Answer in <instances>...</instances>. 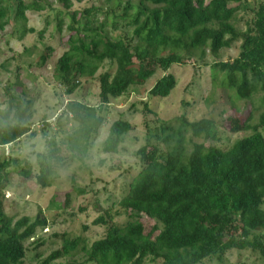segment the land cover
Here are the masks:
<instances>
[{
	"label": "trees",
	"instance_id": "trees-1",
	"mask_svg": "<svg viewBox=\"0 0 264 264\" xmlns=\"http://www.w3.org/2000/svg\"><path fill=\"white\" fill-rule=\"evenodd\" d=\"M53 1L59 8L53 9L48 0H0V33L11 27V35L18 34L19 41L36 35L44 48L35 64L41 69L54 49L43 43V30L26 26V13H54L58 35L66 15L70 21L66 27L68 50L55 63L66 95L76 92L80 79H93L104 64L114 69L98 76L96 106L70 101L56 116L58 128L65 118L74 129L61 141L67 155L61 153L54 137L46 141L47 151L36 155L34 180L39 188L51 185L58 168L74 161L83 163L106 123L111 101L127 99L133 87L145 86L157 71L162 76L148 95L166 99L177 85L172 67L192 66L197 71L200 64L207 66V51L216 58L237 43L234 59L215 62L210 68L213 83L218 73L222 88L252 106L244 119L236 115L224 119L226 131L251 134L223 148L216 121H190L188 103L181 101L182 114L171 124L158 119L148 103L141 101L144 144L134 154L140 169L119 201L106 210L94 205L103 215L92 224L105 228L103 237L88 245L81 237L55 234L61 240L60 248L38 264L78 255L81 260L64 264H221L229 254L245 252L257 255L263 263L264 0H98L102 7L79 12L71 9L82 0ZM256 95L260 96L259 108L252 105ZM19 107L11 106L14 113L0 117V150L20 144L26 136V140L36 136L29 134L27 107ZM257 110L261 113L252 123ZM149 115L156 119L153 127L145 119ZM41 125L47 138L49 123L44 120ZM132 130L129 122L114 121L102 144L103 153L117 154ZM19 164L18 159L0 153V264H24L25 244L34 239L37 230L50 225L41 213L34 219L16 221L6 215L4 194L10 185V169L26 180L32 177L31 165L27 161L23 167ZM72 182L75 184L74 179ZM74 190L78 196L85 195L84 189ZM65 197L68 203L70 195ZM123 217L124 224L118 225L115 220ZM144 219L153 224L148 232ZM32 242L35 250L45 243L42 239Z\"/></svg>",
	"mask_w": 264,
	"mask_h": 264
},
{
	"label": "rangeland",
	"instance_id": "rangeland-1",
	"mask_svg": "<svg viewBox=\"0 0 264 264\" xmlns=\"http://www.w3.org/2000/svg\"><path fill=\"white\" fill-rule=\"evenodd\" d=\"M48 1L53 9L59 8L53 0ZM102 5V1L82 0L81 3H73L71 12H79L91 6L102 7ZM52 16L54 17V13L48 11L41 14L26 13V26L43 30V43L54 49L47 66L41 69L36 68L35 64L44 48L37 42L36 35H26L19 41L18 34L11 35V27L0 33V117L9 112L11 106L13 109L19 105L20 109L27 107L25 116L31 117L28 121L29 134L36 135L29 140H26L28 137L26 136L20 141L21 145L7 146L0 150L5 157L10 155L18 159L19 166L23 167V162L27 161L32 168V177L28 180L20 176L17 170L10 169V185L4 194L5 213L14 221L22 217L34 219L38 213H41L50 222L46 229L37 230L34 239L25 244L24 264H38L51 251L59 249L61 240L55 237V234H67L71 238L81 237L88 245L103 237L105 228L92 224L97 217L103 215L96 211L94 205L98 204L102 210H106L112 203L119 201L127 183L140 169L134 154L144 144L145 128L141 101L148 103L149 109L158 119L171 124L182 114L181 101L188 103L191 106L186 113L190 121L201 118H211L216 121L221 139L220 145L223 148L251 134L248 132L231 135L226 131L224 119L231 115L244 119L252 111V106L239 100L233 91L222 88L220 86L222 79L218 73L215 83L212 81L213 72L210 65L234 59L238 54L237 43L228 50L220 51L216 58L207 51L205 57L207 66L200 64L197 71L192 66L172 67L170 73L177 80V85L166 99L151 98L148 95L154 82L162 76L161 71H157L145 86L133 87L127 99L111 101L107 108L106 123L83 163L74 161L58 168L51 185L45 189L39 188L34 180L37 170L36 155L47 151L46 141L50 137H54L61 153L67 155L66 144L61 141H65L66 134L74 129V124L65 118L60 123L61 128H58L54 121L56 116L70 101H82L89 106H96L99 93L98 76L105 71L113 72L114 69L104 64L93 79H80L76 92L66 95L65 88L58 82L55 63L68 50L66 27L70 21L66 15H63L62 33L58 35L55 32L56 23ZM46 17L48 26L44 22ZM99 18L101 19L102 16ZM252 105L255 108L260 107L259 95L254 96ZM13 109L9 112L11 115L14 113ZM259 113L261 110L254 111L252 123H256ZM118 119L129 122L133 130L126 135L117 154H105L102 151V144L108 137L110 125ZM145 119L150 127H153L155 117L149 115ZM44 120L49 123L47 138L43 137L41 125ZM75 188L84 189L85 195L78 196ZM66 194L70 195L68 203ZM124 221V217L115 220L118 225L124 224ZM143 221L148 232L153 224L147 219ZM37 239H42L45 243L35 250V242L32 241ZM36 255L39 257L35 258ZM80 257V255L69 257L54 264L68 263L72 259L81 260ZM221 264H264V262L260 263L257 255L245 252L240 256L236 253L229 254Z\"/></svg>",
	"mask_w": 264,
	"mask_h": 264
},
{
	"label": "built area",
	"instance_id": "built-area-1",
	"mask_svg": "<svg viewBox=\"0 0 264 264\" xmlns=\"http://www.w3.org/2000/svg\"><path fill=\"white\" fill-rule=\"evenodd\" d=\"M4 148H7V146L6 147H4ZM9 150H7V154H9V152H8Z\"/></svg>",
	"mask_w": 264,
	"mask_h": 264
}]
</instances>
